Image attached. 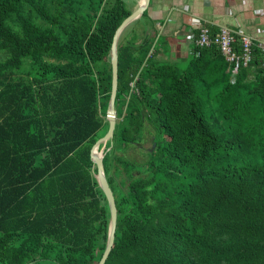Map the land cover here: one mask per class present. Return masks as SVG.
<instances>
[{
	"label": "trees",
	"instance_id": "trees-1",
	"mask_svg": "<svg viewBox=\"0 0 264 264\" xmlns=\"http://www.w3.org/2000/svg\"><path fill=\"white\" fill-rule=\"evenodd\" d=\"M130 13L124 0H0V264L99 262L109 209L90 149L108 129L110 49ZM133 40L117 45L103 150L117 210L104 264H264L258 50L232 80L214 45L181 67L157 62L146 34ZM143 132L145 162L115 155Z\"/></svg>",
	"mask_w": 264,
	"mask_h": 264
},
{
	"label": "crops",
	"instance_id": "crops-1",
	"mask_svg": "<svg viewBox=\"0 0 264 264\" xmlns=\"http://www.w3.org/2000/svg\"><path fill=\"white\" fill-rule=\"evenodd\" d=\"M124 1L131 13L140 5V0ZM144 12L145 17L141 15L129 23L121 36L124 41L133 37L134 43L144 34L157 40L155 60L160 63L180 65L194 55L185 37L187 31L198 29L190 18L199 19L212 33L223 26L250 36L254 46L264 42V0H151ZM129 28L130 37L125 39Z\"/></svg>",
	"mask_w": 264,
	"mask_h": 264
},
{
	"label": "water",
	"instance_id": "water-1",
	"mask_svg": "<svg viewBox=\"0 0 264 264\" xmlns=\"http://www.w3.org/2000/svg\"><path fill=\"white\" fill-rule=\"evenodd\" d=\"M151 0H142L140 2L139 7L133 11L129 16H127L117 27L115 34L112 39L111 49H110V64H111V91L108 101V107L105 114V121L108 124V129L106 133L96 140V142L92 145L90 149V159L93 162L95 166V178L97 180L98 186L101 189L103 195L106 198L108 209H109V226H108V234H107V242L105 250L97 264H104L110 251L112 248V245L114 243V236H115V229H116V219H117V210L115 205V199L114 195L111 191V188L107 182V179L104 174L103 170V150L105 148V145L107 142H111L114 130L116 126V111H115V99H116V93L118 88V56H117V42L120 33L122 30L132 21L140 17L143 12L148 7ZM99 146H101L99 148ZM154 144L152 145V148H154ZM96 149H99V151L102 153L100 157H97L94 154V151Z\"/></svg>",
	"mask_w": 264,
	"mask_h": 264
},
{
	"label": "built area",
	"instance_id": "built-area-1",
	"mask_svg": "<svg viewBox=\"0 0 264 264\" xmlns=\"http://www.w3.org/2000/svg\"><path fill=\"white\" fill-rule=\"evenodd\" d=\"M257 13L262 14V12L259 11ZM190 23L198 28L196 32H192L191 30H189L185 34L186 39L192 44L194 48L193 53L196 54V47L208 48L212 45L216 46L224 56L225 60L234 67L231 70L232 80H234L240 64L243 67H246L250 63L253 48H256L258 50L260 54V65L261 68L264 69V42H258L254 46L253 40L250 36L244 35L223 26L219 27L215 34H212L209 28L203 26L200 20L197 18H190ZM156 41H154V44H156ZM234 44H238L240 52H236L233 47ZM152 51L153 48L149 52V55L152 54ZM136 79L137 76L135 77L134 81ZM134 81L130 82V93L134 92L135 90Z\"/></svg>",
	"mask_w": 264,
	"mask_h": 264
},
{
	"label": "rangeland",
	"instance_id": "rangeland-1",
	"mask_svg": "<svg viewBox=\"0 0 264 264\" xmlns=\"http://www.w3.org/2000/svg\"><path fill=\"white\" fill-rule=\"evenodd\" d=\"M126 38L128 39L130 37V28L128 29V31H126ZM127 41H124V35H122L117 42L119 44H124ZM188 59H184L182 62H180V66L184 67L187 64ZM21 76V75H18ZM120 104V103H118ZM119 106V105H118ZM123 112H125V105L123 108ZM117 121V120H116ZM105 126H103V128L97 133V135L95 136L96 138H101L100 136L102 135V133L104 132ZM97 139V140H98ZM152 143H151V136L149 133H145L143 132L142 134V139L140 141V144L135 145V146H128L127 148H125L124 150L121 151H116L115 155L117 156H121L123 158H126L128 160H132V161H136V162H145L147 160V152L149 150H151L152 148ZM135 176H140L143 175L142 172L140 173H134ZM124 176L123 173H120L119 176L116 177V181L119 182L121 180V178Z\"/></svg>",
	"mask_w": 264,
	"mask_h": 264
},
{
	"label": "bare ground",
	"instance_id": "bare-ground-1",
	"mask_svg": "<svg viewBox=\"0 0 264 264\" xmlns=\"http://www.w3.org/2000/svg\"><path fill=\"white\" fill-rule=\"evenodd\" d=\"M142 0H140V2H141ZM120 35H121V33H120ZM120 35H119V37H120ZM119 39V38H118ZM94 154L97 156V157H100L101 156V152L99 151V149H96L95 151H94Z\"/></svg>",
	"mask_w": 264,
	"mask_h": 264
}]
</instances>
